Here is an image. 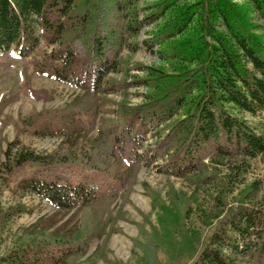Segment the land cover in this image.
Masks as SVG:
<instances>
[{
  "label": "trees",
  "instance_id": "1",
  "mask_svg": "<svg viewBox=\"0 0 264 264\" xmlns=\"http://www.w3.org/2000/svg\"><path fill=\"white\" fill-rule=\"evenodd\" d=\"M138 1L0 0V51L13 48L25 56L43 31L57 47L40 69L60 82L73 81L82 91L74 105L54 113L61 147L40 154L16 139L9 141L4 172L24 163L49 169L79 164L107 171L114 179L106 190L69 183L60 174L52 179L32 175L20 182L22 190L57 209H106L120 184L131 186L136 171L157 159H162L155 164L157 171L194 176L201 184L216 158L239 156L233 183L249 159L264 153V0H246L255 21L231 0H150L141 8L142 17ZM150 23L155 29L143 43L162 63L143 67L146 75L132 80L148 86L143 100L120 106L118 120L98 126L93 143L85 140L81 133L93 129L94 119L82 120L78 114L90 113L97 93L106 89L101 87L104 77L118 68L122 46ZM130 47L136 49L137 43ZM247 115L261 116L259 124ZM148 133L153 140L144 145ZM119 161L124 173L116 170ZM215 217L204 240L185 226L179 212L164 206L158 244H166L171 256L194 255L189 264H264V200L227 206ZM100 231L95 224L87 236L73 232L22 239L0 256V264H66L86 250L88 236ZM135 243L145 252L146 264H158L154 243Z\"/></svg>",
  "mask_w": 264,
  "mask_h": 264
},
{
  "label": "rangeland",
  "instance_id": "2",
  "mask_svg": "<svg viewBox=\"0 0 264 264\" xmlns=\"http://www.w3.org/2000/svg\"><path fill=\"white\" fill-rule=\"evenodd\" d=\"M231 1L243 16L256 20L246 0ZM146 2L150 0L138 1V17H142L141 8ZM154 29L155 23L147 24L136 37L127 39L118 54L117 70L103 79L101 87L106 89L97 93V102L89 114H78L82 120L94 119L93 129L81 133L85 140L93 143L98 126L109 119L118 120L120 106H134L143 100L148 86L134 84L132 80L146 75L143 67L162 63L143 43ZM132 43H137L136 49H131ZM56 47L40 31V42L29 54L21 56L13 48L0 51V256L22 239L73 232L87 236V231L99 224L101 231L88 236L86 250L66 264H146L148 258L135 242L154 243L158 264H189L194 255L171 256L163 248L166 244L163 247L158 244L159 217L164 206L179 212L185 226L206 240L215 227L216 214H222L227 206L264 200V153L249 159L246 170L233 183L230 177L232 168L242 160L239 156L216 158L204 173L208 179L201 184L196 183L194 176L178 177L157 171L155 164L162 163V159H157L136 171L131 186L120 184L117 197L101 211L88 205L57 209L45 199L22 190L20 182L32 175L52 179L54 174H60L69 183L94 185L98 190H106L114 182L107 171L87 169L79 164L49 169L24 163L14 166L10 173L4 172V150L9 141L16 139L40 154L61 147L62 137L54 113L74 105L82 91L73 81L60 82L40 69L49 62V53ZM156 48L154 44L153 49ZM247 119L257 125L261 116L247 115ZM152 140L148 133L144 145ZM116 168L124 173V162H117Z\"/></svg>",
  "mask_w": 264,
  "mask_h": 264
}]
</instances>
